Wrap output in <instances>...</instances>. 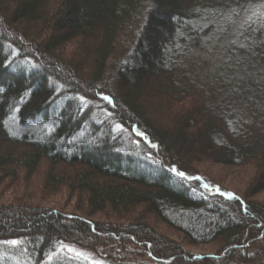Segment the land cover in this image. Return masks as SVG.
I'll return each instance as SVG.
<instances>
[{
  "label": "trees",
  "instance_id": "trees-1",
  "mask_svg": "<svg viewBox=\"0 0 264 264\" xmlns=\"http://www.w3.org/2000/svg\"><path fill=\"white\" fill-rule=\"evenodd\" d=\"M129 27L112 93L106 67ZM260 125L264 0H0V188L38 177L80 205L0 202V241L21 242L0 244V264H90L51 260L63 243L109 264H264V205L250 201L264 192ZM197 157L252 167L246 193L190 171Z\"/></svg>",
  "mask_w": 264,
  "mask_h": 264
},
{
  "label": "rangeland",
  "instance_id": "rangeland-1",
  "mask_svg": "<svg viewBox=\"0 0 264 264\" xmlns=\"http://www.w3.org/2000/svg\"><path fill=\"white\" fill-rule=\"evenodd\" d=\"M131 29L132 28L129 27L128 29L124 30V32L119 34V37L115 44L114 53L109 59L106 67L107 76L105 78L108 79L109 77L110 79H108V82L110 91H112V93H115V78L113 77L112 70L117 61H124L126 58V52L128 51V49H130L133 42ZM149 92L150 91L147 92V98L152 97L151 99L154 100L153 103H156V101H160V99L164 96L162 91H160L159 93L157 92V94L154 95L149 94ZM151 99H146L144 102L145 104H143V108H145L146 112L151 109V107L149 106L151 105L149 104L151 103L149 102ZM205 123V121H200V124H202L201 127H203ZM258 132L262 136L264 132V126L260 125ZM127 134L128 133H126V135ZM130 137V142L132 143L137 142V137L139 138V136L135 133H132ZM136 147L139 148L137 144ZM186 167L190 171L199 172L201 175L203 174L224 189L236 192L240 195L246 193V189L248 188L250 183L249 179L253 175L252 167L246 166L240 169H227L223 166L212 164L210 161H205L204 159L199 157L187 161ZM4 183L5 185H2V188H0V202L3 204H21L25 206L35 205L57 209L66 213L73 212V210L75 209L78 210V208L80 207V205L77 203V199L74 196H71L68 193L64 192V189L59 191V193L54 194L50 193L48 190L42 189V185L40 187V180L38 179V177L27 181L23 180L20 183L18 182L17 186L16 184H13L12 186L11 182L4 181ZM34 185L38 187L33 188ZM250 201L264 205V192L253 197ZM86 213L85 215L83 213L82 214L84 216H87L88 214L86 215ZM92 220L103 221L104 219L102 215H96L95 217H92ZM147 221L149 223V226L159 235L166 237L178 244L182 242V237L179 234H176L167 226L161 224L158 220L148 218ZM61 245H64L66 247L62 248ZM182 246L183 249L187 251L191 256L197 255L205 257L214 255V249L216 245L190 247L185 243H182ZM68 248L75 249L77 252L84 253L85 255L76 256L75 253L68 251ZM134 251H138V249H134ZM95 254L97 253L87 249H83L76 245L63 243L56 247L55 251L50 255V258L52 260L53 258L70 257L79 261L88 262L90 264H96V262H99V264H109V262L107 261L103 262L98 259V256H96Z\"/></svg>",
  "mask_w": 264,
  "mask_h": 264
},
{
  "label": "snow or ice",
  "instance_id": "snow-or-ice-1",
  "mask_svg": "<svg viewBox=\"0 0 264 264\" xmlns=\"http://www.w3.org/2000/svg\"><path fill=\"white\" fill-rule=\"evenodd\" d=\"M102 99L105 100V101H107L108 103H111L110 98L107 97V96H103ZM80 100H81V103H85L84 98L81 97ZM120 127L121 126L119 124L115 125V130H120ZM137 134L138 135H141L139 133H137ZM171 171H172L173 175L177 176L178 178L185 179V180L189 179L183 172H179L175 168H173ZM204 186L206 188L208 187V185H204ZM219 194L222 195V196H224V197H226L227 199H233L234 198V196H233L232 193L220 192ZM20 243L21 242L19 240H5V241H0V244L9 245V246H12V247H18L20 245ZM61 247L64 248L66 246L61 245ZM67 250L70 251V252L75 253L76 256H84L85 255L84 253L77 252L75 249L68 248ZM96 264H99V262H96Z\"/></svg>",
  "mask_w": 264,
  "mask_h": 264
}]
</instances>
